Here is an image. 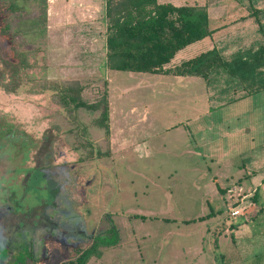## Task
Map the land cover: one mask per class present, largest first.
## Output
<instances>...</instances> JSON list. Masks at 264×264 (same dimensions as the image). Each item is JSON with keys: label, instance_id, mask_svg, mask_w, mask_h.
<instances>
[{"label": "rangeland", "instance_id": "rangeland-1", "mask_svg": "<svg viewBox=\"0 0 264 264\" xmlns=\"http://www.w3.org/2000/svg\"><path fill=\"white\" fill-rule=\"evenodd\" d=\"M224 1L249 9V0ZM215 10L208 13L216 21ZM77 27L67 39L50 36L36 0H0V124H7L0 130L8 134L0 136V250L8 249L0 264L25 247L34 253L28 264H69L73 249L110 226L119 244L87 264H264V195L253 213V196L239 205L244 195L222 192L240 168L227 171L208 150L211 136L222 147L223 115L247 98L241 85L227 75L208 89L202 78L108 70L106 21L94 55L76 49ZM221 42L231 58L263 45L264 36L244 40L237 31ZM201 45L172 62L205 51ZM77 85L88 103L108 89L109 142L94 124L99 111L62 103L60 88ZM243 184L253 187L249 178Z\"/></svg>", "mask_w": 264, "mask_h": 264}, {"label": "trees", "instance_id": "trees-1", "mask_svg": "<svg viewBox=\"0 0 264 264\" xmlns=\"http://www.w3.org/2000/svg\"><path fill=\"white\" fill-rule=\"evenodd\" d=\"M40 18L47 28L48 0H36ZM254 16L259 32L263 34V25ZM106 38L105 67L108 70L150 73L173 76H194L202 78L209 89L217 77L227 75L241 85L246 96H252L264 90V44L257 49L249 48L237 51L231 58L224 57L216 47L182 61L174 67H166L177 53L187 46L211 36L215 30L210 27L208 9L198 3L194 5H175L160 0H106L105 6ZM35 26L39 21H35ZM21 64L30 68L26 54L21 55ZM58 91V90H56ZM83 87H61V101L65 106L75 109L84 108L99 111L94 124L105 131V139L111 137V115L109 91L94 103L86 102L82 97ZM7 124H0V128ZM0 136H8L0 130ZM98 157L110 155V151L98 152ZM253 198L258 203L259 195ZM262 210L261 205H257ZM213 214V212L211 213ZM209 214V216L211 215ZM206 216L200 217V220ZM119 231L110 226L104 235L93 237L88 243L73 249L69 264H87L92 257L101 258L104 248H114L119 244ZM8 257V249L0 250V258ZM34 258L30 248H22L12 264H28Z\"/></svg>", "mask_w": 264, "mask_h": 264}, {"label": "crops", "instance_id": "crops-1", "mask_svg": "<svg viewBox=\"0 0 264 264\" xmlns=\"http://www.w3.org/2000/svg\"><path fill=\"white\" fill-rule=\"evenodd\" d=\"M189 1L191 0H160V2H170L175 5H194L198 3L206 6L208 12L209 7H212L214 10L216 9L215 11L218 13L216 21L212 19V16L209 17V19L215 21V26L211 28L215 32L211 36L180 50L177 56L186 49L190 50L197 44H203L201 46L207 47L206 50L214 46L220 49L223 45L221 38L226 36L227 33L239 31L244 40H247L250 34L260 33L255 17L250 14L254 13L255 10H259L258 18L261 20L262 16H264V0H249V9L247 10H243L240 2H225L224 0ZM105 6L106 0H48L47 32L50 36H52V32L54 31L56 32H54L55 34L60 32L61 36L56 35L57 38L67 39L69 38V34L73 33L72 31L75 27L81 26L78 29L81 33L72 38L81 40L79 42L81 45L78 44L76 49L81 50L83 53L94 55L99 45L98 40H100L98 36V33H100L99 29L101 23L105 20ZM226 8L231 10L224 17L222 13L225 12ZM67 32H69L68 35ZM61 48L62 50L74 49L65 46ZM181 62L179 61L177 64H174L171 61L166 67H174ZM175 77L180 79L189 78L188 80L199 78L194 76ZM238 104L240 106H238L236 112L225 113L222 117V147L214 146V139L211 136L208 142H211L212 145L208 150L210 154H214V152L218 153L222 166L227 171H230L235 166L240 168L238 180L234 185H230L227 191L222 192L228 193L231 196L244 195L241 198L237 197V201L240 202L239 205H243L246 198L254 195H264V126L262 125V121L264 120V115H262V111L264 110V92L247 97ZM215 126H217V123L216 125L215 123H211L207 127V130L213 132ZM243 170H246V172H243ZM242 178H249L252 181L253 187L250 190L245 189ZM253 200V205L250 208L254 213L258 203L254 198Z\"/></svg>", "mask_w": 264, "mask_h": 264}, {"label": "built area", "instance_id": "built-area-1", "mask_svg": "<svg viewBox=\"0 0 264 264\" xmlns=\"http://www.w3.org/2000/svg\"><path fill=\"white\" fill-rule=\"evenodd\" d=\"M241 213H240V210H237V209H234L233 211H232V215H234V216H238V215H240Z\"/></svg>", "mask_w": 264, "mask_h": 264}]
</instances>
